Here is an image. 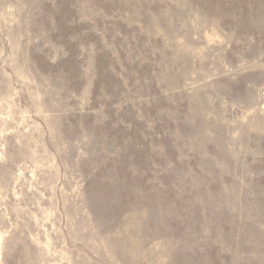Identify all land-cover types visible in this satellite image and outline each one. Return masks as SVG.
<instances>
[{
  "label": "rangeland",
  "instance_id": "1",
  "mask_svg": "<svg viewBox=\"0 0 264 264\" xmlns=\"http://www.w3.org/2000/svg\"><path fill=\"white\" fill-rule=\"evenodd\" d=\"M0 264H264V0H0Z\"/></svg>",
  "mask_w": 264,
  "mask_h": 264
}]
</instances>
